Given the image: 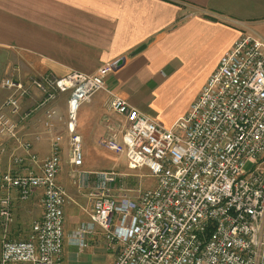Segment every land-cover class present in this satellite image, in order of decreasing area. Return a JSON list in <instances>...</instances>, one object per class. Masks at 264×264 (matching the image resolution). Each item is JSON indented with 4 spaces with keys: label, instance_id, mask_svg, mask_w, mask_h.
<instances>
[{
    "label": "built area",
    "instance_id": "1",
    "mask_svg": "<svg viewBox=\"0 0 264 264\" xmlns=\"http://www.w3.org/2000/svg\"><path fill=\"white\" fill-rule=\"evenodd\" d=\"M112 72L107 64L92 75L2 81L11 93L0 107V142H16L37 162L31 142L21 140L13 120L27 118L20 114L21 103L36 91L51 154L38 175H0L3 229L11 222V191L22 202L39 191L43 211L26 240L1 239L0 264H61L67 194L56 181L62 143L54 132L58 124L69 140V178L91 202L89 221L73 233L78 247H87L98 228L107 247L115 249L113 264H264V41L240 35L188 111L170 126L110 93L105 148L122 152L128 170H146L155 182L134 200L112 194L117 174L103 172L99 184L89 185L78 171L84 158L77 114L96 93L106 91ZM59 95L68 96L63 117L51 105Z\"/></svg>",
    "mask_w": 264,
    "mask_h": 264
},
{
    "label": "crops",
    "instance_id": "2",
    "mask_svg": "<svg viewBox=\"0 0 264 264\" xmlns=\"http://www.w3.org/2000/svg\"><path fill=\"white\" fill-rule=\"evenodd\" d=\"M240 35L264 41V0H0V64H7L1 83L25 82L30 76L47 74L55 78L71 72L92 75L123 58L124 65L106 78V91L96 93L77 114L83 158L89 160L97 146L109 152L103 137L111 114L110 93L161 123L153 106L157 90L185 69L206 62L203 86ZM10 93L1 87L0 95L5 98L0 107ZM67 100V95H59L51 105L57 104L58 113L65 115ZM41 101L33 91L21 103L20 114L27 118L13 117L18 136L31 142L30 153L37 162L29 160L16 142H0V175H38L49 158L51 137L41 132L39 141L34 140L36 122L40 119L42 126L43 121ZM54 132L62 136L60 154L66 155L64 126L58 124ZM114 154L125 161L122 152ZM83 167L84 161L78 171L85 182L99 184L103 172ZM69 172L64 170L62 179L60 170L56 180L67 194L61 264H113L115 249L107 247L100 229L87 238L85 248L78 247L73 238L78 226L89 221L91 202L86 190L73 185ZM40 195L36 191L22 202L16 192H10L11 222L5 229L0 224V241L3 237L27 239L32 223L42 217Z\"/></svg>",
    "mask_w": 264,
    "mask_h": 264
},
{
    "label": "rangeland",
    "instance_id": "3",
    "mask_svg": "<svg viewBox=\"0 0 264 264\" xmlns=\"http://www.w3.org/2000/svg\"><path fill=\"white\" fill-rule=\"evenodd\" d=\"M7 64H0V90L1 80L6 76L5 69ZM209 64L201 62L195 66H192L188 70L180 74L177 78L171 80L168 86L164 85L162 89L157 90L153 95V106L157 110L156 112L161 117V124L169 126L178 118L182 117L189 109V106L195 96L199 93L202 82L206 76ZM4 96L0 95V103L4 100ZM57 102V101H56ZM61 102V100L59 101ZM57 107V104H56ZM57 107V111H58ZM63 117L64 115H60ZM40 119L36 122V128L34 129L35 135H40L44 132ZM160 123V122H159ZM37 133V134H36ZM66 142L65 152L66 155L60 154L61 157V177L64 170L69 172V156L70 147L69 140ZM97 152L93 153V159H84V170L88 171H100L117 174V180L112 186V194L114 196H126L130 200H134L140 192L150 190L153 188L155 182L151 178L146 170L130 171L125 165L124 158L115 155L113 149H109V152L104 150L102 146H97ZM64 150V147H62ZM5 159V158H4ZM6 160V159H5ZM252 169L250 164L245 167L246 171ZM261 170L264 173V163L261 165Z\"/></svg>",
    "mask_w": 264,
    "mask_h": 264
},
{
    "label": "water",
    "instance_id": "4",
    "mask_svg": "<svg viewBox=\"0 0 264 264\" xmlns=\"http://www.w3.org/2000/svg\"><path fill=\"white\" fill-rule=\"evenodd\" d=\"M124 61L125 60L123 58H120L116 62L111 64L112 71H117L118 69H120L124 65Z\"/></svg>",
    "mask_w": 264,
    "mask_h": 264
}]
</instances>
